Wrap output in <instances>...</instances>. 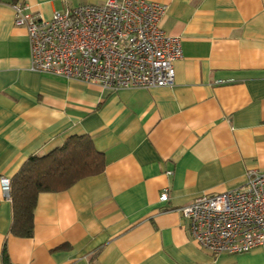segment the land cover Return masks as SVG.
I'll use <instances>...</instances> for the list:
<instances>
[{
  "label": "crops",
  "instance_id": "1",
  "mask_svg": "<svg viewBox=\"0 0 264 264\" xmlns=\"http://www.w3.org/2000/svg\"><path fill=\"white\" fill-rule=\"evenodd\" d=\"M105 1L23 4L49 19ZM147 1L167 6L163 27L184 56L172 85L118 90L34 70L16 6L0 2V264L5 245L12 264H264V246L212 254L179 210L264 171V0ZM83 134L104 152L105 169L41 193L34 235H12L2 178Z\"/></svg>",
  "mask_w": 264,
  "mask_h": 264
},
{
  "label": "built area",
  "instance_id": "2",
  "mask_svg": "<svg viewBox=\"0 0 264 264\" xmlns=\"http://www.w3.org/2000/svg\"><path fill=\"white\" fill-rule=\"evenodd\" d=\"M25 27L32 67L111 90L172 85L175 62L184 50L178 35L162 21L167 6L147 0H106L57 10L49 19L33 14L28 3L15 7ZM234 78L218 79L231 83ZM11 199V179L1 181ZM161 201L169 199L166 188ZM190 222L194 241L214 255L239 254L264 246V171L249 170L245 185L199 195L179 208Z\"/></svg>",
  "mask_w": 264,
  "mask_h": 264
},
{
  "label": "trees",
  "instance_id": "3",
  "mask_svg": "<svg viewBox=\"0 0 264 264\" xmlns=\"http://www.w3.org/2000/svg\"><path fill=\"white\" fill-rule=\"evenodd\" d=\"M18 6L23 0H0ZM106 166L105 154L99 151L91 136L72 135L45 154H33L11 178L12 235L32 237L35 210L43 192L67 190L81 179L100 174ZM2 264H12L5 245Z\"/></svg>",
  "mask_w": 264,
  "mask_h": 264
}]
</instances>
